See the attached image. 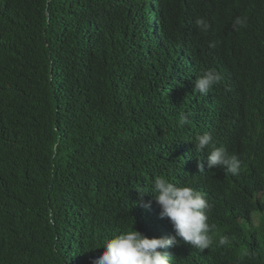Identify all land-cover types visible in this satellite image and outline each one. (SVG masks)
Listing matches in <instances>:
<instances>
[{
  "label": "trees",
  "instance_id": "trees-1",
  "mask_svg": "<svg viewBox=\"0 0 264 264\" xmlns=\"http://www.w3.org/2000/svg\"><path fill=\"white\" fill-rule=\"evenodd\" d=\"M226 38L261 81L253 0H0V264H264V92L176 65Z\"/></svg>",
  "mask_w": 264,
  "mask_h": 264
},
{
  "label": "clouds",
  "instance_id": "clouds-1",
  "mask_svg": "<svg viewBox=\"0 0 264 264\" xmlns=\"http://www.w3.org/2000/svg\"><path fill=\"white\" fill-rule=\"evenodd\" d=\"M253 6L264 12V0H253ZM243 17L242 14L233 16ZM232 41L231 38H226L222 43L212 40L201 51L192 53V62L200 71L197 76L199 85L216 86L222 81L241 76L251 67L252 60H247V53H243L240 46L232 47Z\"/></svg>",
  "mask_w": 264,
  "mask_h": 264
},
{
  "label": "bare ground",
  "instance_id": "bare-ground-1",
  "mask_svg": "<svg viewBox=\"0 0 264 264\" xmlns=\"http://www.w3.org/2000/svg\"><path fill=\"white\" fill-rule=\"evenodd\" d=\"M196 33L192 32L191 36H195ZM193 56V55H192ZM192 56H190L185 62L177 63V66H181L187 69L188 75L190 76L189 82L190 85H197L201 88L205 89L206 94H210L212 98L222 100L223 103H228L230 100L239 99L242 97H249L252 96L257 98L258 94L264 92V68L256 70L259 76L262 78L261 81H250L248 78V74L251 71L248 69L244 74L238 77H233L222 81L220 84L216 86H209V85H199L197 83V76L200 74L199 69L193 64ZM209 78V77H208ZM233 79L239 80V85H233ZM220 87H223L222 91H218ZM207 90V91H206ZM208 100V97H207ZM219 120L217 119L216 124L219 127ZM214 126V125H213ZM213 138L218 135V129L214 128L211 130ZM228 138L230 139L233 146L242 149V151L247 155V149L245 145V138L243 137V132L238 131L235 127L228 128ZM240 161L239 156L235 153H230L223 157L219 163V170L222 171L224 168L235 166Z\"/></svg>",
  "mask_w": 264,
  "mask_h": 264
}]
</instances>
